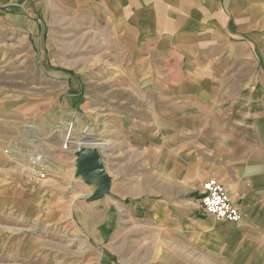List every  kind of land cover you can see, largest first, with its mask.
Listing matches in <instances>:
<instances>
[{
	"label": "crops",
	"instance_id": "obj_1",
	"mask_svg": "<svg viewBox=\"0 0 264 264\" xmlns=\"http://www.w3.org/2000/svg\"><path fill=\"white\" fill-rule=\"evenodd\" d=\"M0 17L38 41L49 67L56 29L70 30L62 53L80 51L82 37L108 62L106 105L87 97L82 76L52 68L74 91L65 119L105 141L98 149L113 186L91 201L98 223L87 224L103 264L125 262L124 204L144 214L167 264H264V0H0ZM14 123L0 113V250L30 259L43 242L5 222L41 214L40 181L28 168L36 147L14 136ZM75 152L60 154L55 171L90 197L96 186L76 178ZM210 177L240 207L239 222L199 206Z\"/></svg>",
	"mask_w": 264,
	"mask_h": 264
},
{
	"label": "rangeland",
	"instance_id": "obj_2",
	"mask_svg": "<svg viewBox=\"0 0 264 264\" xmlns=\"http://www.w3.org/2000/svg\"><path fill=\"white\" fill-rule=\"evenodd\" d=\"M51 35L53 45L47 59L55 65L49 67L46 58L39 54L38 41H33L27 31L12 26L0 17V113L5 122L9 118L15 122L14 136L35 146L36 152L42 151L48 166L44 178L32 172L40 181L39 219L34 221L32 216H25L24 219L15 216L5 221L17 227L25 226L27 229L21 231L24 232L21 235L42 241L40 254L27 259L20 257L16 251L8 254L7 251L0 250V264H103L106 255L103 253V245L97 240L98 231L87 225L88 222L98 223L94 202L89 200L87 193L81 192L83 190L76 182L63 180L55 171L56 165L61 163L60 154L68 159L71 150L78 148L79 142L92 138L93 140L86 141L91 144L89 142L102 139L95 138L88 123L80 130V126L71 117L67 118V131L64 134L61 132L67 120L62 112L69 93L74 91L67 89L61 73L52 68H66L82 76L83 82L87 83V97L95 103L101 101L106 105L107 93L113 85L105 80L110 75V67L103 58L102 51L94 53L86 49L85 38L82 37L74 39L79 47L83 40L84 47L80 51L62 53L59 49L69 43V29L52 30ZM54 43L58 44L57 49L53 48ZM116 84L119 86L118 82ZM99 93L102 95L98 97L100 100L96 98ZM72 102L75 106L81 105L82 101ZM68 131H71L73 143L68 149H64ZM34 155L31 154L30 158ZM76 178L83 180L80 176ZM91 186L95 188L96 185ZM80 206L90 209L83 212ZM130 207L131 204H124L121 210L123 217L127 218V221H123L121 230L128 231L122 238V241L126 240L128 243L121 252L124 264H167L164 242L159 241L158 254L155 241L147 239L144 214L137 210L134 213ZM130 215L133 217L132 221H129ZM18 235L16 233V237Z\"/></svg>",
	"mask_w": 264,
	"mask_h": 264
},
{
	"label": "built area",
	"instance_id": "obj_3",
	"mask_svg": "<svg viewBox=\"0 0 264 264\" xmlns=\"http://www.w3.org/2000/svg\"><path fill=\"white\" fill-rule=\"evenodd\" d=\"M70 133L71 131H68L63 145L64 149H68L73 143ZM41 152L37 151V154L29 159L28 168L31 172L44 178L46 177L48 166H46L44 155ZM200 192L199 206L204 213L218 220L224 219L233 223L239 222L242 217L241 209L234 203L229 191H227L221 181L214 177L206 179Z\"/></svg>",
	"mask_w": 264,
	"mask_h": 264
},
{
	"label": "water",
	"instance_id": "obj_4",
	"mask_svg": "<svg viewBox=\"0 0 264 264\" xmlns=\"http://www.w3.org/2000/svg\"><path fill=\"white\" fill-rule=\"evenodd\" d=\"M75 152L77 176L82 177L87 184L96 185V190L89 197L97 201L105 197L112 189L113 179L109 176L100 149L97 146L83 142Z\"/></svg>",
	"mask_w": 264,
	"mask_h": 264
},
{
	"label": "bare ground",
	"instance_id": "obj_5",
	"mask_svg": "<svg viewBox=\"0 0 264 264\" xmlns=\"http://www.w3.org/2000/svg\"><path fill=\"white\" fill-rule=\"evenodd\" d=\"M91 140H93V139L92 138H88V139L83 140V142L91 141ZM83 142H79V144H81ZM89 143H91V145H94V146H97V147H99V146L101 147L104 144V142L102 140H99V139H98V141H92V142H89Z\"/></svg>",
	"mask_w": 264,
	"mask_h": 264
}]
</instances>
